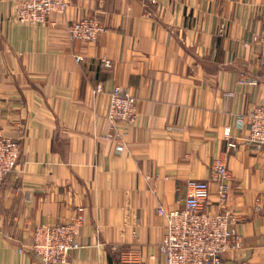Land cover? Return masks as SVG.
I'll return each mask as SVG.
<instances>
[{
    "label": "crops",
    "instance_id": "0c3cea01",
    "mask_svg": "<svg viewBox=\"0 0 264 264\" xmlns=\"http://www.w3.org/2000/svg\"><path fill=\"white\" fill-rule=\"evenodd\" d=\"M12 13V0H0V133L22 146L0 186V264H42L34 228L78 206L87 218L66 264H122L125 250L166 264L158 207L179 208L188 180L211 179L218 156L242 239L222 264H264V148L249 140L248 118L264 105L254 42L264 0H69L38 26ZM84 17L104 26L97 41L69 39L68 24ZM116 85L137 97L139 117L113 129ZM217 201L212 183L207 207L220 211Z\"/></svg>",
    "mask_w": 264,
    "mask_h": 264
},
{
    "label": "built area",
    "instance_id": "2783aa9c",
    "mask_svg": "<svg viewBox=\"0 0 264 264\" xmlns=\"http://www.w3.org/2000/svg\"><path fill=\"white\" fill-rule=\"evenodd\" d=\"M69 0H12V19L25 25L38 26L48 21L52 13H65ZM105 28L97 17H84L67 26L70 40L97 41ZM224 28L220 29L223 34ZM254 42L261 48L260 62L264 71V35H256ZM78 61L82 59L77 56ZM106 65L110 62L105 61ZM257 79L243 83L256 84ZM104 90L99 84L97 92ZM108 118L112 128L119 123L134 124L139 117L138 99L130 91L116 85L109 91ZM249 140L264 148V105L255 106L249 113ZM243 122V120H242ZM118 150H123L120 146ZM22 153L20 142L0 133V186L19 163ZM211 179H190L187 194L179 208L166 210L158 207V213L166 218L167 232L160 250L166 255V264H222L223 254L242 246L236 226L240 219L226 210L231 192V173L228 161L218 156L213 162ZM212 183L218 184L217 205L220 211L207 207ZM87 211L78 206L76 213L58 224H40L33 230L31 248L42 264H66L72 253L81 247L80 237L85 226ZM135 232V231H134ZM22 251V250H21ZM122 264H142L140 255L133 250L122 252Z\"/></svg>",
    "mask_w": 264,
    "mask_h": 264
},
{
    "label": "rangeland",
    "instance_id": "374dc122",
    "mask_svg": "<svg viewBox=\"0 0 264 264\" xmlns=\"http://www.w3.org/2000/svg\"><path fill=\"white\" fill-rule=\"evenodd\" d=\"M125 90V89H124ZM126 91H128V90H126Z\"/></svg>",
    "mask_w": 264,
    "mask_h": 264
}]
</instances>
